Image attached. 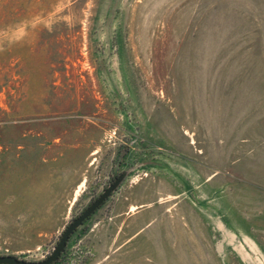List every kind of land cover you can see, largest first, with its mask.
Returning <instances> with one entry per match:
<instances>
[{
    "label": "rangeland",
    "instance_id": "obj_1",
    "mask_svg": "<svg viewBox=\"0 0 264 264\" xmlns=\"http://www.w3.org/2000/svg\"><path fill=\"white\" fill-rule=\"evenodd\" d=\"M254 160L264 0H0V256L264 264Z\"/></svg>",
    "mask_w": 264,
    "mask_h": 264
},
{
    "label": "water",
    "instance_id": "obj_2",
    "mask_svg": "<svg viewBox=\"0 0 264 264\" xmlns=\"http://www.w3.org/2000/svg\"><path fill=\"white\" fill-rule=\"evenodd\" d=\"M115 180L114 183L109 185L103 193L94 200L89 206L85 208V210L76 218L72 220V222L65 228V230L60 235L56 246L53 248V251L47 256L45 259L40 261H25L18 259L15 256H0V264H54L56 263L62 253L65 251L67 242L71 235L87 221L111 196V194L117 189L118 185L122 182L125 175L120 174L116 176L114 174Z\"/></svg>",
    "mask_w": 264,
    "mask_h": 264
},
{
    "label": "crops",
    "instance_id": "obj_3",
    "mask_svg": "<svg viewBox=\"0 0 264 264\" xmlns=\"http://www.w3.org/2000/svg\"><path fill=\"white\" fill-rule=\"evenodd\" d=\"M260 161L261 160H254L252 164L254 162L256 164L248 165L246 167V172L242 173L241 175L247 183L248 182L250 184L252 183V185H254L255 188L260 189L264 192V164L263 162ZM254 240H257V238L255 237Z\"/></svg>",
    "mask_w": 264,
    "mask_h": 264
},
{
    "label": "flooded vegetation",
    "instance_id": "obj_4",
    "mask_svg": "<svg viewBox=\"0 0 264 264\" xmlns=\"http://www.w3.org/2000/svg\"><path fill=\"white\" fill-rule=\"evenodd\" d=\"M118 175H119V174H117V176H118ZM115 178H116V177L112 176V179H111V181L109 182V185H111L112 183H114Z\"/></svg>",
    "mask_w": 264,
    "mask_h": 264
},
{
    "label": "trees",
    "instance_id": "obj_5",
    "mask_svg": "<svg viewBox=\"0 0 264 264\" xmlns=\"http://www.w3.org/2000/svg\"><path fill=\"white\" fill-rule=\"evenodd\" d=\"M60 257H61V256H60ZM59 259H60V258H59ZM57 262H58V261H57ZM57 262H56V263H57ZM56 263H54V264H56Z\"/></svg>",
    "mask_w": 264,
    "mask_h": 264
}]
</instances>
